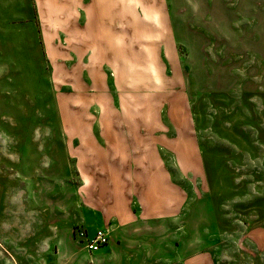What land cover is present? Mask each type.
Segmentation results:
<instances>
[{
  "label": "rangeland",
  "instance_id": "1",
  "mask_svg": "<svg viewBox=\"0 0 264 264\" xmlns=\"http://www.w3.org/2000/svg\"><path fill=\"white\" fill-rule=\"evenodd\" d=\"M98 230L94 264H264V0H0V264Z\"/></svg>",
  "mask_w": 264,
  "mask_h": 264
},
{
  "label": "built area",
  "instance_id": "2",
  "mask_svg": "<svg viewBox=\"0 0 264 264\" xmlns=\"http://www.w3.org/2000/svg\"><path fill=\"white\" fill-rule=\"evenodd\" d=\"M81 235H84V233H81ZM110 241V235L109 232L98 230L93 237L88 240L85 244V249L87 250V253L90 257L89 263L94 264L93 257L101 252L103 248L108 246Z\"/></svg>",
  "mask_w": 264,
  "mask_h": 264
},
{
  "label": "crops",
  "instance_id": "3",
  "mask_svg": "<svg viewBox=\"0 0 264 264\" xmlns=\"http://www.w3.org/2000/svg\"><path fill=\"white\" fill-rule=\"evenodd\" d=\"M134 203V202H133ZM150 216V218H153L154 219V222H152V220L150 221L151 222V224H154V225H158L159 226V222L160 221H158L157 220V218H158V214H150L149 215ZM117 219L119 220V223H118V227H120V228H127L128 226H131V225H133L134 223H135V221L137 220V214L136 213H134V211H132L131 210V212H128L127 213V217L125 218V217H123L122 215H119V216H117ZM156 228V227H155ZM155 228H151L152 229V231L155 229ZM151 235H149L147 238H145V239H142L144 242V244H147V243H149L150 241H148V239L149 238H152V237H154L153 235L150 237ZM140 238L139 237H136L135 238V242L136 243H139L140 241ZM109 247V245L107 246V248ZM101 259V258H100Z\"/></svg>",
  "mask_w": 264,
  "mask_h": 264
}]
</instances>
